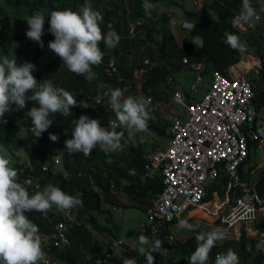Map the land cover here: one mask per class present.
Wrapping results in <instances>:
<instances>
[{
    "label": "clouds",
    "instance_id": "9594fccd",
    "mask_svg": "<svg viewBox=\"0 0 264 264\" xmlns=\"http://www.w3.org/2000/svg\"><path fill=\"white\" fill-rule=\"evenodd\" d=\"M61 1L67 3L71 0ZM91 1L96 0L80 2L78 5L85 4L79 12L52 11L50 26L44 25L43 13L37 12L27 17L25 20L29 28L23 34V38H20V45L28 47L24 54H16L13 50L7 52L5 50L6 41L4 39V42L0 41V264H65L63 261L70 253L72 244L69 227L80 225L79 206L83 205V201L76 196V193L62 191L51 183L42 186L37 175L38 171L43 172L45 178H47L45 174L48 171L60 173L64 178H67L71 174L68 172L66 163H72L73 153H83L84 156H89L99 151L100 159L93 160L90 169L91 177L110 178L115 176L119 182L117 185L116 182L109 180V195H116V199H119V192L124 194L126 188L131 185L124 179V174L150 178L157 172L155 170L150 175L151 170L145 165L158 152L164 151L167 147L169 137L167 128L177 114L173 112V108L171 112H165L161 108L160 102L171 100L173 107L175 105L181 107L174 99L175 92L181 90L187 97L186 93L188 91L190 93V86L194 84L195 77L202 76L201 70L204 64L201 61H190L184 54L180 57L181 67L179 69H175L176 71L173 73H165L162 79L157 82L150 81L155 76L163 74L159 66L165 65V68L170 70L169 62L175 60V58L161 57L160 52L164 49L175 52L166 47L180 48L185 39L190 40L198 47L202 46L198 21L187 12L190 10L193 12L204 11L216 17L215 12L205 6L212 0H178V4L169 5L161 0H139L147 18L151 17V14L157 9L156 7L177 6L182 11L178 14L175 11H157L155 18L158 23L154 22L151 27L155 29L160 22V15L167 14L168 19L164 25L174 36V44L170 46L163 32L160 34L155 33L156 30L153 31L155 42L151 47L153 59L149 56L151 51L133 55L135 64L129 61L128 57L129 71L127 73L118 69L113 59H106L108 50L105 47H99L100 42L103 41L108 48L118 46L121 35L113 31L115 21L120 22L121 25L127 24L129 37H134L141 31L142 39H147L146 33L149 35L151 28L145 29L144 20H132L134 14H130V0H107L111 3L114 1L118 7L122 8L126 12V19H116L111 15L112 19L106 22V29L102 32L100 23L103 22L104 17L101 12L92 8V5L88 3ZM192 1L198 2L199 7L188 8L185 3ZM263 9L264 7L256 6L255 1L242 0L241 7L232 12L231 26L236 29L237 33H225L222 42L227 43L232 49L240 51V59L243 54H245L246 60H249L247 59L248 55H253L242 37L246 33L253 34L256 29L262 27L264 22L260 16L261 13L264 14ZM225 10L226 6L222 12ZM236 12L239 13L234 17ZM256 13L260 18L257 19L253 29L242 30L245 24L253 21ZM177 28L184 35L180 43L175 37ZM43 30L50 31L55 37L54 41L46 44L48 47L43 46L41 39ZM1 33H3V29L0 24ZM161 40H163L164 49L157 47ZM30 48L40 52L42 57L39 64L43 67L50 66L69 74H75L74 76L80 75L90 83L98 78L99 69L102 68L108 77L123 83L121 86L117 85L118 88H108V83L103 82L98 86L105 87L103 94L93 96L88 95L80 84L77 94L79 97L86 100L91 98L109 109L107 115L109 126L103 127L100 121L92 115H81L79 119L74 118L75 114H71V109L77 105L75 97L69 90L59 88L62 86L61 84L59 87H55L51 80L53 78L51 74L45 75L47 77L45 80L36 76L37 63L34 61V53ZM49 49L55 54L48 52ZM56 55L65 64L64 69L59 68V60ZM93 66L99 67L98 71L97 68L93 71ZM253 68L257 69L256 74H258L259 68L254 63L249 70H253ZM181 71H185V74H181ZM243 71H245L244 68L240 70V72ZM95 72L98 73V76ZM180 78L183 79V83L179 81ZM209 80H203L202 83L209 82ZM154 94L160 98L154 99ZM86 100L81 102L78 100L80 107L87 108L89 106ZM150 109L154 110L156 120L160 121L163 116L167 119L168 116L171 118V123L165 128V133L168 136L167 139H163L166 141L165 148L157 149L156 144L149 145L148 143L150 138L157 142L161 141L160 138H154L153 133L148 130V121L152 119ZM172 113L174 114L171 117ZM69 115L71 116L70 125L64 127L61 122ZM118 123L130 131L147 132L150 136L144 141L130 137L132 139L129 141L125 133L127 141L122 145L124 134L116 131ZM58 125L61 128L59 134L55 130ZM18 142L22 144L14 145ZM138 142H142L146 148L150 149L142 153L139 158V160H143L141 170L125 167L124 163L121 166L124 167V171L126 170L125 173L115 169L111 165L113 159L120 153H123L122 156H124L128 148L138 145ZM19 151L22 152V155ZM101 158H104V161ZM74 191L76 192V190ZM80 193L83 192L79 191L77 194L80 195ZM154 196L137 200L144 203V200L151 199L149 205H144L146 213L153 203ZM203 200L200 203H203ZM117 202L112 205L105 204L103 208L110 209L114 214L117 211L118 206L115 205ZM128 203L132 205L134 202L129 201ZM189 207L180 211L174 218H178ZM59 215H62L63 218L57 220ZM177 228L197 232L199 224H190L187 219H180ZM232 228L229 232L232 231ZM140 229L148 231L150 228H144L141 224ZM172 231L171 226L168 236L172 235ZM225 235L220 229L199 231L195 235L197 247L188 258V264H207L211 249L217 241L225 239ZM113 239H110L111 248L105 251V253L112 251L114 253L112 257L116 254L121 255L120 248L122 247L120 239ZM133 239L134 241L137 239L140 245L138 252L145 256L147 264H153L154 256L152 254L154 252L163 251L162 241L159 239H149V237L138 233L132 236V241ZM118 246L119 248H117ZM103 256H96L94 263H107L110 258L104 263L97 262V259ZM123 264H136V261L124 259ZM215 264H239V257L237 253L229 249L226 253L216 255Z\"/></svg>",
    "mask_w": 264,
    "mask_h": 264
},
{
    "label": "trees",
    "instance_id": "16d2710c",
    "mask_svg": "<svg viewBox=\"0 0 264 264\" xmlns=\"http://www.w3.org/2000/svg\"><path fill=\"white\" fill-rule=\"evenodd\" d=\"M82 1L83 0H71L65 3L61 0H0V24L3 29V33L0 34V41L4 42L3 39L6 41L5 43L7 47H5V50L7 52L13 50L16 54H24L27 51L28 47L20 45V38H23V34L26 33L29 28L28 24H24L27 23L25 20L27 17L34 15L37 12L43 13L45 17L44 25L50 26V14L52 11L72 10L79 12L81 7L85 4L78 5ZM161 1L166 5L178 4V0ZM252 1H255L256 6L264 7V0H262V2H259V0ZM88 3L92 5L94 10L101 12L104 17L103 22L100 23L102 32L106 29V22L109 19H112L111 15L116 19H123L124 11L122 8L118 7L114 1L111 3L107 0H96ZM241 5L242 0H212L207 2L205 6L212 9L215 12L216 17L204 11H188L187 14L193 16L196 21H198L199 32L202 37V46L198 47L190 40L185 39L180 48L166 47L175 51L170 52L169 50L164 49V43L163 40H161L157 46L160 49H164V51L160 52L161 57L165 59L175 58V60L169 62L170 70H167L165 65L159 66L163 71V74L155 76L154 79L150 81L157 82L159 79H162L165 73H173L176 71L175 69H179L181 67L180 57L184 54L188 56L190 61H201L204 64L201 70L204 81L211 78L210 72L213 69L220 71L224 75L230 76L231 72L229 67L240 59V51L232 49L227 43H223L222 39L225 38V33H237L236 29L231 26L232 12L235 9L240 8ZM225 6L226 10L225 12H222V9ZM129 8L130 14H134L132 20H144L143 24L145 29L151 28L149 35L146 33L147 39H142L143 33H141V31H139L134 37H129L127 24L121 25L120 22L115 21L113 31H116L121 35L118 46L116 48H108L103 41H101L99 45V47H105L108 50L106 59H113L118 69L125 73L129 71L127 59L130 55L142 54L144 51H151L149 56L153 59V52L151 50V47H153V44L155 43L153 40V31L156 30L155 33L160 34L163 32L165 38L169 41L170 46L174 44V36L164 25V22L168 19L167 14L163 13L160 15V22L154 29L151 25L154 24V22L158 23V20L153 14H151V17L149 18L145 16L143 5L139 0H130ZM263 15L264 14L261 13L260 19L264 22ZM242 38L252 51V54L254 52L257 56L254 64L259 68V79L258 81L254 79L250 80L254 92L252 102L257 111L261 112L264 109V23L262 27L256 29L253 34L246 33ZM41 39L43 41V46H47L46 44L54 41L55 37L50 31L45 32L43 30ZM35 44L39 45L37 42H35ZM147 44L148 46H145ZM31 50L34 53V61L37 63L36 76L45 80L47 79L45 75L51 74L53 77L51 80L55 87H59V84H61L62 86L59 88H63L66 91L69 90V92L75 97L77 105L71 109V114H75L74 118L79 119L81 115H92L100 121V124L103 125V127L109 126L107 116L109 109L103 107V105L97 103L91 98L86 100L79 97L77 94L79 92L80 84L88 95L93 96L96 94H103L105 87H98L103 82L108 83V88H118L117 85L121 86L123 83H119L108 77L102 68L99 69L98 78L90 83L81 78L80 75L74 76L75 74H69L58 68H51L50 66L47 68L43 67V65L39 64L42 57L40 52L33 49ZM48 52L55 54L51 49H49ZM58 60L59 68L64 69L65 64L59 57ZM132 62L135 64V59ZM249 64L250 63L246 61L244 66H250ZM96 68L98 71L99 67L96 66H93L92 70L95 71ZM186 94L191 100L199 98L194 94H190L189 91ZM153 98L158 100L160 97L157 94H154ZM78 100L80 102L86 100L87 105L89 106L87 108L80 107ZM149 111L152 119L148 121V130L153 133L152 136L154 138L167 139L168 136L165 133V128L171 123V118L168 116V120L163 116L159 121L154 117V110L150 109ZM173 114L174 113L171 114V117ZM70 118L71 116L69 115L63 119L61 123H63L62 125L64 127H69ZM60 125L55 128L57 134L61 132ZM125 130L126 127L120 126L118 123L116 131L124 134L121 141L122 145L127 141ZM252 143L253 142L249 139V147ZM21 144V142L14 143L16 146ZM137 144L138 145L136 146L129 147L124 156H122L123 153H120L118 157H115L111 165L118 171L124 173L126 170L124 171V167L121 166L122 163H124L125 167L141 170L143 160H139V158L142 153L149 151L150 149L146 148L142 142H138ZM98 153L99 151H96L89 156H84L83 153H73V158L71 159L72 163H66L68 172L71 174L70 177L64 178L60 173L56 174L52 171L46 172L45 176L47 178L43 176V172L38 171L37 174L42 186L51 183L54 186L59 187L62 191L66 190L71 191V193H76V196L83 201V205L79 206L80 225L69 227L71 230L72 244L70 253L63 261L65 264H95L94 258L98 255L103 256L105 251L111 248V240L109 238L106 239L105 237L103 240H98L97 235L107 234L117 238V233L120 231L119 226L115 225L113 212L110 209L103 208L105 204L112 205L114 202H117L116 195H109V180L116 182L118 185V179H116L115 176H111L110 178H102L98 176L91 177L92 172H90V169L93 160L96 161L100 159ZM101 160L104 161V158H101ZM245 162L238 166L240 172L241 167ZM123 176L125 180L131 183L130 187L126 188L127 193H124L127 201L135 202L139 199L151 198L159 192L163 186L161 173L159 171L153 174L150 178L148 176L141 178L140 176H131L128 174H124ZM225 182L226 176L220 174L217 181L207 188V195L205 198L210 199L214 189L222 191ZM92 184L96 185L98 188L94 189L96 186H93ZM74 190H76V192ZM79 191H82L83 193H80V195L77 194ZM257 191L260 194L258 187ZM120 204H123V201H118L115 205L119 206ZM103 215L104 217H102ZM61 218H63L62 215L57 216V220ZM180 219H182V215L178 218L172 219L171 222L163 224L159 234H152L150 229L148 231L139 229L137 232L139 235L149 237V239H159L162 241L161 247L163 251L154 252L152 254L154 256L153 264H188V258L195 251L197 242L195 240V234L191 236L182 235L185 230L177 229V224ZM217 225L219 224L217 223ZM171 226L173 228V233L172 239L169 240L168 233L171 231ZM258 228L264 230V222L261 221ZM257 241L264 246V242L260 241L259 238L254 239V237H241L238 240L227 239L226 241L219 243V245L214 246L211 249L209 256L212 259L214 258L215 253H226L227 250L232 249L239 257V264H263L264 252L262 251V248H256L257 244L255 243ZM246 245L250 246L249 250L246 249ZM121 246L120 251L122 257H119L116 254L105 264H123L124 259H134L136 264H147L145 256L138 252L139 244L137 239H135L132 245L122 243Z\"/></svg>",
    "mask_w": 264,
    "mask_h": 264
},
{
    "label": "built area",
    "instance_id": "2783aa9c",
    "mask_svg": "<svg viewBox=\"0 0 264 264\" xmlns=\"http://www.w3.org/2000/svg\"><path fill=\"white\" fill-rule=\"evenodd\" d=\"M258 18L256 13L242 30H252ZM250 71L229 77L213 70L202 96L196 100L189 99L181 90L175 92L174 99L182 111L173 117L167 128V147L145 165L150 168V175L159 171L163 183L147 210V221L142 223L153 234H159L163 224L180 211L190 205H201L208 186L216 182L220 174L226 176L224 196L215 205L205 208L214 217L211 231L220 229L227 234L236 224L260 222L264 198L256 184L242 181L238 170L249 154V139L264 142V117L252 102ZM253 72L256 74L257 69L253 68ZM202 82V76H196L190 94L196 92ZM257 238L264 242V231L257 229ZM168 239H172V235ZM246 249L250 246L246 245ZM113 254L107 251L97 262H107ZM217 254L213 260L209 257L207 264H215Z\"/></svg>",
    "mask_w": 264,
    "mask_h": 264
},
{
    "label": "rangeland",
    "instance_id": "374dc122",
    "mask_svg": "<svg viewBox=\"0 0 264 264\" xmlns=\"http://www.w3.org/2000/svg\"><path fill=\"white\" fill-rule=\"evenodd\" d=\"M185 4H186V6L188 8L199 7V3L198 2H194V1L189 2V3H185ZM156 8L157 9L154 10V12H153L154 16L157 13V11L159 12L160 10L161 11H175V13H177V14L182 11V9L177 7V6L176 7L168 6L166 8L164 6H161V7H156ZM123 18L126 19V12H123ZM24 24H27V23H24ZM174 29H176V28H174ZM180 32H182V31L179 28H177V31L175 32V37H176V40L179 43L181 41V38L184 36ZM263 45H264V43H263ZM47 56H48V54H47ZM247 59H249V60H246L245 59V54H243L242 58L237 63H235L233 66L230 67L231 75L240 73V70L242 68H244V70H246V69L249 70L251 65H252V63H254L253 61H256V54L253 52V55H248ZM133 60H134V56L130 55L129 56V61H133ZM246 61H250L249 62L250 66L245 67L243 65V63L246 62ZM95 73H97V72H95ZM181 74H185V71H181ZM248 75H249L250 79H254V80H257V81L259 79V74H255L253 72V70H251L248 73ZM97 76H98V73H97ZM179 81L181 83H183V79L180 78ZM207 85H208V82L202 83V85L199 86V88L196 90V92H194V95H196V96H198L200 98L202 96V93L204 92L205 88L207 87ZM160 103H161V108L165 112H171L172 108H173V112L174 113H179V112L182 111L181 107H179V106L175 105L173 107V104H172L171 100L163 101V102H160ZM261 115L264 117V109L261 111ZM125 133H126V136H127L129 141L132 138H135V139H137L139 141H144L147 137L150 136L147 132H135V131H130L127 128L125 130ZM130 137H132V138H130ZM148 143H149V145L156 144L157 149H159L161 147L162 148L166 147V141H164L163 139H161V141L157 142L155 139L150 138L148 140ZM115 152H117V151H115ZM19 153L22 155L21 151H19ZM110 153H114V152H110ZM223 188H224V186H223ZM94 189H96V188H94ZM217 191L221 192L220 190H217ZM223 196L220 197V198L222 199ZM117 201H123V204H120L117 207V211L114 212V214H113V219L115 220V225L119 226V229H120V231L117 233V235H118L117 239H120L121 243H126V244H131L132 245L133 244L132 236L139 231L142 222L147 221V213H146V211L144 209V205L145 206L149 205L150 202H151V199L144 200V203L136 201V202H134L131 205L130 203H128L129 201L126 200V196L122 192H119V199L117 198ZM102 217H104V215ZM177 229L181 230L179 228H177ZM197 231H198V229H197ZM260 231H264V230L260 229ZM190 232H192V231H190ZM191 234L192 235L193 234L197 235V233H191ZM97 237H98L99 240H103V239H105V237H106V239L109 238V239L114 240L113 239L114 237H112L110 235H107V234H98ZM134 246H135V243H134ZM117 248H119V246ZM260 248H262L263 249L262 251L264 252L263 245H260ZM121 256H122V254L119 255V257H121ZM263 264H264V262H263Z\"/></svg>",
    "mask_w": 264,
    "mask_h": 264
},
{
    "label": "crops",
    "instance_id": "0c3cea01",
    "mask_svg": "<svg viewBox=\"0 0 264 264\" xmlns=\"http://www.w3.org/2000/svg\"><path fill=\"white\" fill-rule=\"evenodd\" d=\"M264 142H253L249 147V154L247 160L244 165L241 167V175L242 181L245 183L256 184V187L260 190V195L264 198ZM211 186V185H210ZM209 187V186H208ZM221 191V190H220ZM224 195V192L213 190L210 199H204L201 205L190 206L182 215V219H187L190 224H199V228L197 232H190L189 230H185V233L182 235L191 236V233H197L199 231H210V229L214 226L213 224V216L209 215L205 210L208 206L215 205L218 201L221 200L220 197ZM260 222H264V205L260 210ZM259 222V223H260ZM254 225V223H240L236 224L231 232H228L225 235V239L217 241L216 245L219 243L226 241L227 239L238 240L241 237L257 238V229L258 225ZM256 248H260L261 243L256 242ZM264 247V246H263Z\"/></svg>",
    "mask_w": 264,
    "mask_h": 264
},
{
    "label": "bare ground",
    "instance_id": "6f19581e",
    "mask_svg": "<svg viewBox=\"0 0 264 264\" xmlns=\"http://www.w3.org/2000/svg\"><path fill=\"white\" fill-rule=\"evenodd\" d=\"M248 62V61H247ZM244 63H246V62H244ZM244 63H243V65H244Z\"/></svg>",
    "mask_w": 264,
    "mask_h": 264
}]
</instances>
